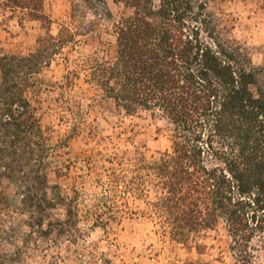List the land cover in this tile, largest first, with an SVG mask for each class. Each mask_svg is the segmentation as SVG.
Here are the masks:
<instances>
[{
	"label": "trees",
	"instance_id": "16d2710c",
	"mask_svg": "<svg viewBox=\"0 0 264 264\" xmlns=\"http://www.w3.org/2000/svg\"><path fill=\"white\" fill-rule=\"evenodd\" d=\"M97 10L103 0H83ZM129 13L114 25L115 57L85 58L88 82L102 100L128 114L159 113L172 124V146L151 160L136 156L111 168L104 192L92 203L49 175H67L68 142L55 143L40 117L41 77L69 45L76 31L41 36L28 54L0 47V217H27L28 232L0 227V264H25L37 239L56 231L76 243L80 217L94 226L120 220L128 197L143 199L144 214L182 244L223 224L240 264H254L252 242L264 243V89L262 72L246 50L221 35L207 0H115ZM264 1V0H263ZM46 0H4L3 8L22 12L46 28ZM67 84L73 86L70 72ZM254 87L258 90L255 91ZM101 105L95 101L89 107ZM89 110L72 114L74 135L89 128ZM63 210L64 218L54 212ZM84 211V212H83ZM82 212L84 214H82Z\"/></svg>",
	"mask_w": 264,
	"mask_h": 264
},
{
	"label": "rangeland",
	"instance_id": "374dc122",
	"mask_svg": "<svg viewBox=\"0 0 264 264\" xmlns=\"http://www.w3.org/2000/svg\"><path fill=\"white\" fill-rule=\"evenodd\" d=\"M0 0V47L6 54H28L38 47V40L48 32L58 35L63 26L76 31V45L67 46L41 77L40 117L42 126L55 143L66 140L71 167L67 175H49L51 185L78 188L83 202L92 203L104 192L111 168L126 166L140 154L151 160L172 146V124L159 113L141 111L128 114L111 101L102 100L92 84L83 63L86 57L97 60L115 57L114 25L129 13L115 0H103L97 10L89 9L83 0H46L45 10L51 19L46 28L40 21L22 12L3 8ZM221 35L241 45L262 72L264 89V1L207 0ZM70 72H77L73 86L67 84ZM254 90L258 89L254 87ZM99 101L101 105L89 107ZM88 109L89 128L74 135L72 114ZM10 195L13 188L4 180L1 189ZM117 223L109 227L94 226L93 219L80 217L81 238L72 243L57 236L56 231L37 239L25 264H240L232 250V238L223 224L196 235L182 244L165 234L156 220L144 212L143 199L128 197ZM84 212V211H83ZM82 212V214H84ZM65 212H54L64 218ZM27 217L17 212L12 218L0 217V227L14 226L20 231L21 244ZM253 263L264 264V243L252 244ZM14 246L0 244V250L12 252Z\"/></svg>",
	"mask_w": 264,
	"mask_h": 264
}]
</instances>
